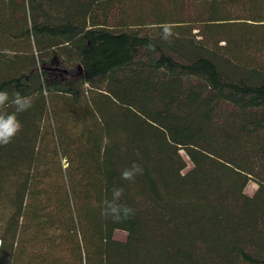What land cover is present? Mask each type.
<instances>
[{
    "label": "trees",
    "instance_id": "1",
    "mask_svg": "<svg viewBox=\"0 0 264 264\" xmlns=\"http://www.w3.org/2000/svg\"><path fill=\"white\" fill-rule=\"evenodd\" d=\"M0 90V264H264V0H0Z\"/></svg>",
    "mask_w": 264,
    "mask_h": 264
},
{
    "label": "clouds",
    "instance_id": "2",
    "mask_svg": "<svg viewBox=\"0 0 264 264\" xmlns=\"http://www.w3.org/2000/svg\"><path fill=\"white\" fill-rule=\"evenodd\" d=\"M160 27L162 39L170 40L173 35L172 26L163 24ZM146 48L154 51V46L151 44L147 45ZM2 53L9 57L14 56V53L9 49H3ZM33 103L32 96L22 95L19 91L9 93L8 90H0V146H7L22 131L23 125L18 115L29 110ZM8 108H12L13 111L9 112ZM142 174L143 167L133 162L121 171V179L127 182H135L136 177ZM124 191L123 187H113L111 198L105 197L101 209V216L104 219L122 222L135 214L134 209L123 202Z\"/></svg>",
    "mask_w": 264,
    "mask_h": 264
},
{
    "label": "rangeland",
    "instance_id": "3",
    "mask_svg": "<svg viewBox=\"0 0 264 264\" xmlns=\"http://www.w3.org/2000/svg\"><path fill=\"white\" fill-rule=\"evenodd\" d=\"M189 166H190V164L188 163V167ZM256 187H257V184L253 180H251L246 185L245 192L249 195H252L254 193ZM114 235L118 239H125V237H126V233L124 231H120V230H117Z\"/></svg>",
    "mask_w": 264,
    "mask_h": 264
}]
</instances>
